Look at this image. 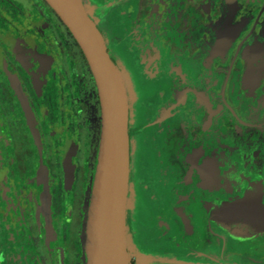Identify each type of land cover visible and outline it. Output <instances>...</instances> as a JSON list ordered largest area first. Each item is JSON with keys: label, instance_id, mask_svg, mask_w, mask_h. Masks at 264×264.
I'll return each instance as SVG.
<instances>
[{"label": "flooded vegetation", "instance_id": "obj_1", "mask_svg": "<svg viewBox=\"0 0 264 264\" xmlns=\"http://www.w3.org/2000/svg\"><path fill=\"white\" fill-rule=\"evenodd\" d=\"M128 101L129 264H264V0H81ZM102 135L45 0H0V264H85Z\"/></svg>", "mask_w": 264, "mask_h": 264}, {"label": "water", "instance_id": "obj_2", "mask_svg": "<svg viewBox=\"0 0 264 264\" xmlns=\"http://www.w3.org/2000/svg\"><path fill=\"white\" fill-rule=\"evenodd\" d=\"M80 45L96 80L102 135L82 234L85 264H129L126 206L129 180L128 101L122 76L81 0H45Z\"/></svg>", "mask_w": 264, "mask_h": 264}]
</instances>
